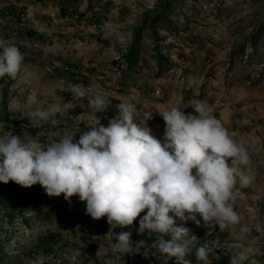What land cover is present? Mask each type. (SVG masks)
<instances>
[{"label": "rangeland", "instance_id": "374dc122", "mask_svg": "<svg viewBox=\"0 0 264 264\" xmlns=\"http://www.w3.org/2000/svg\"><path fill=\"white\" fill-rule=\"evenodd\" d=\"M165 1L64 0L63 15L62 0H0V40L24 53L17 78H0V121L6 126L0 135H31L44 142L68 133L78 140L98 123L107 127L118 114L115 106L126 101L136 105V121L163 142L159 112L174 104L195 114L191 102L205 101L247 148L245 170L255 179L251 186L235 189L239 223L221 231L196 214L199 225L176 218V226L190 229L196 247L214 248L211 264H229L230 255L240 250L237 245L255 250L245 264H264V37L257 49L250 43L264 25V0H170L171 23L162 24L159 41L145 26L137 65L129 70L124 55L135 32ZM40 26L45 30L35 31ZM129 32L130 43L118 42V35ZM157 55L168 63L162 74ZM74 84L99 91L111 105L96 112L87 98L73 97ZM49 107L57 110L58 129L50 123L30 124L29 113ZM146 113H153L147 122ZM33 127L41 130L28 133L26 128ZM46 196L38 183L26 188L0 182V264H177L175 257L152 247L158 234H138L140 217L130 227H113L106 216L94 220L87 215L78 196L70 201L63 194L49 196L51 205L42 207L33 203ZM19 206L23 212L15 213ZM123 231L131 232L133 248L127 253L115 247V235ZM186 259L198 264L196 258Z\"/></svg>", "mask_w": 264, "mask_h": 264}, {"label": "clouds", "instance_id": "9594fccd", "mask_svg": "<svg viewBox=\"0 0 264 264\" xmlns=\"http://www.w3.org/2000/svg\"><path fill=\"white\" fill-rule=\"evenodd\" d=\"M132 39L131 32L117 36L120 43ZM23 62L24 53L17 45L0 40V78L16 79ZM71 93L75 99L87 98L96 112L111 105L99 91L93 93L80 84L72 85ZM189 106L195 114H186L174 104L159 112L165 124L163 142L136 121V105L126 101L115 106L118 114L107 127L98 123L78 140L66 133L41 142L31 135L22 139L4 132L0 182L26 188L38 183L48 196L63 194L67 201L78 196L86 203L87 215L94 220L106 216L113 227H130L140 217L138 234L146 230L158 234L152 247L161 255L175 257L177 264H191L186 257L195 250L198 264H211L214 248L196 247L197 237L183 224L176 226V218L199 225V214L206 226L219 225L221 231L239 223L235 189L251 186L255 178L245 170L250 164L247 148L232 137L207 103L194 100ZM56 111L49 107L31 112L30 124L55 126ZM152 118L153 113L144 116L145 122ZM5 127L0 121V132ZM115 239L118 250L127 253L133 248L131 232H120ZM237 248L229 264H245L255 251Z\"/></svg>", "mask_w": 264, "mask_h": 264}, {"label": "trees", "instance_id": "16d2710c", "mask_svg": "<svg viewBox=\"0 0 264 264\" xmlns=\"http://www.w3.org/2000/svg\"><path fill=\"white\" fill-rule=\"evenodd\" d=\"M62 12L63 15H65L67 13L66 11V6H65V2L64 0H62ZM174 2L170 1V0H166L164 5L161 7L160 10H158V12L155 15H149L144 22V26L142 28H140L139 30H137L135 32V42L134 44L126 51V54L124 55V60L127 63V66L129 68V70H133L138 62V57H139V47L137 46V43L140 41L141 35L143 33V31L145 30V26L147 28H150L151 30V34L153 35V39L155 41H159V32L158 30L163 27L162 24L164 22L167 21V23H171L169 22V16L172 12V7H173ZM97 20L98 18L95 16L93 20ZM171 24H169L170 26ZM167 27V26H166ZM264 37V25L260 26L253 34L252 38L250 39V43L251 46L253 48H258L259 42L260 40ZM156 52H160L158 46L155 47ZM156 59L159 61L158 62V68H159V74H162L163 71H165V67L166 65H168L167 61L163 58L162 55H157ZM54 129H58V126H54ZM16 132H19L18 129H16ZM28 133H37L38 131L41 130V128H26ZM20 134V133H19ZM49 196H46V198H42L40 200H35L33 201V203L35 205H37V207H42V206H47L51 203L50 200H48ZM51 205V204H50ZM22 206H19L16 210V212H23V210H20ZM55 208L57 209V207L55 206ZM25 211V210H24ZM190 258H195L194 252H192L191 254H189Z\"/></svg>", "mask_w": 264, "mask_h": 264}]
</instances>
